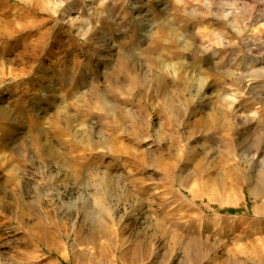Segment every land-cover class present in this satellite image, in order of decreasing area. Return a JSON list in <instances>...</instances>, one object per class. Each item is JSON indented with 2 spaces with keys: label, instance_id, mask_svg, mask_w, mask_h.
Instances as JSON below:
<instances>
[{
  "label": "rangeland",
  "instance_id": "obj_1",
  "mask_svg": "<svg viewBox=\"0 0 264 264\" xmlns=\"http://www.w3.org/2000/svg\"><path fill=\"white\" fill-rule=\"evenodd\" d=\"M0 264H264V0H0Z\"/></svg>",
  "mask_w": 264,
  "mask_h": 264
},
{
  "label": "bare ground",
  "instance_id": "obj_2",
  "mask_svg": "<svg viewBox=\"0 0 264 264\" xmlns=\"http://www.w3.org/2000/svg\"><path fill=\"white\" fill-rule=\"evenodd\" d=\"M1 111V110H0ZM1 115V114H0Z\"/></svg>",
  "mask_w": 264,
  "mask_h": 264
}]
</instances>
